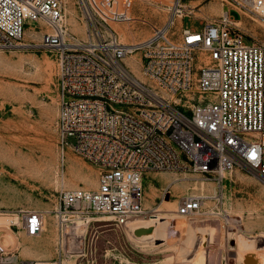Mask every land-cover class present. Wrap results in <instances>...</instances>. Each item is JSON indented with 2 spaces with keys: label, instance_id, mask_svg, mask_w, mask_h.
<instances>
[{
  "label": "built area",
  "instance_id": "2783aa9c",
  "mask_svg": "<svg viewBox=\"0 0 264 264\" xmlns=\"http://www.w3.org/2000/svg\"><path fill=\"white\" fill-rule=\"evenodd\" d=\"M75 2L86 24L82 38L69 32L66 0H0V48L20 43L26 20L49 27L42 45L58 53L62 159L71 147L99 170L95 189L80 186L60 195L58 220L77 211L128 226L157 213L171 184L160 203L148 206V172L211 175L246 166L264 183V44L245 42L230 14L236 8L242 17L249 12L264 19V0H228L230 9L201 31L172 30L184 14L182 0H174L167 22L134 44L123 42L114 26L127 17L130 0ZM134 53L137 61L130 60ZM193 91L211 97L201 94L194 102ZM204 210L201 196L188 195L176 212L196 217Z\"/></svg>",
  "mask_w": 264,
  "mask_h": 264
},
{
  "label": "rangeland",
  "instance_id": "374dc122",
  "mask_svg": "<svg viewBox=\"0 0 264 264\" xmlns=\"http://www.w3.org/2000/svg\"><path fill=\"white\" fill-rule=\"evenodd\" d=\"M75 1L66 0L69 32L82 38L86 24ZM173 1L130 0L125 20L114 23L121 40L138 43L150 37L154 26L167 22ZM227 2L182 0L184 14L172 30L185 25L201 31L230 9ZM230 14L242 19L236 22L245 42L264 44V19L249 12L242 17L236 8ZM24 26L17 46L0 48V264L26 259L43 264H264V183L246 166L211 175L186 170L146 173L147 205L160 203L163 189L171 184L155 214L180 222L172 227L163 219L151 237L129 226L150 216L137 217L128 226L116 225L109 215L84 217L77 211H71L67 221L58 220L60 195L80 186L95 189L99 170L71 147L63 161L58 53L42 45L50 30L46 24L26 20ZM138 59V53L130 58ZM201 94L205 100L211 97L193 91L191 100L198 102ZM69 141L74 144L76 138ZM188 195L203 198V214L184 218L177 214L179 202ZM182 224L193 230L189 240Z\"/></svg>",
  "mask_w": 264,
  "mask_h": 264
},
{
  "label": "bare ground",
  "instance_id": "6f19581e",
  "mask_svg": "<svg viewBox=\"0 0 264 264\" xmlns=\"http://www.w3.org/2000/svg\"><path fill=\"white\" fill-rule=\"evenodd\" d=\"M177 1V0H176ZM234 19V18H233ZM238 21V19H237ZM240 21V20H239ZM238 21V22H239ZM237 23V22H236ZM237 25H239L237 23ZM126 43V42H125ZM129 44H134V43H129ZM89 178V177H88ZM181 179V178H180ZM177 180V179H176ZM175 180V181H176ZM158 214H153L151 215L149 218L147 219H143V220H138V221H133L129 226L131 227V229L135 230L137 233L143 232V236L147 235L148 237H151L152 234H155V227L157 226V223H161L164 221L163 219H165V221L163 223H167L168 225H171L172 227H179L178 223H180L179 221H176L175 219H170V218H163L162 216ZM177 215V214H176ZM107 217V216H105ZM181 218H184V216H180ZM136 219V218H135ZM182 223V222H181ZM180 227H182L183 231L185 232V237H187V239L189 240L191 237V233L193 232L192 228L188 225L182 224L180 225ZM185 227V228H184ZM158 228V227H157ZM139 232H138V231ZM141 234V233H140ZM170 239L169 241H173V238H168ZM44 263V262H43ZM40 261H38V264H43ZM48 264V263H45Z\"/></svg>",
  "mask_w": 264,
  "mask_h": 264
}]
</instances>
